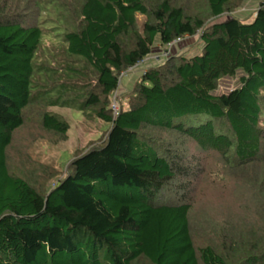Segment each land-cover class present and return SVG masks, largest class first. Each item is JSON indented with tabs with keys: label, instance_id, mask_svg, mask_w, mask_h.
I'll return each instance as SVG.
<instances>
[{
	"label": "trees",
	"instance_id": "obj_1",
	"mask_svg": "<svg viewBox=\"0 0 264 264\" xmlns=\"http://www.w3.org/2000/svg\"><path fill=\"white\" fill-rule=\"evenodd\" d=\"M4 1L0 264H264V223L258 220L222 230L219 245L211 236L196 242L198 226L206 228L193 222L181 194L196 163L154 133L215 152L225 171L242 175L256 197H264V0L249 22L215 18L250 0H17L8 12ZM199 4L203 14L190 12ZM138 15L146 18L142 25ZM198 31L201 52L150 65L128 107L119 103L115 116L112 97L122 74L152 56L157 43L165 47ZM49 33L65 56L64 81L51 80L53 69L37 61L47 55ZM225 80L235 85L221 92ZM41 87L48 98L57 93L47 106L78 92L79 110L91 109L111 124L105 140L76 155L67 175L45 192L11 173L8 157L26 110L42 100ZM45 109L42 128L65 139L70 123ZM167 191L181 196L161 201ZM257 205L264 214V200ZM234 253L246 257L236 263Z\"/></svg>",
	"mask_w": 264,
	"mask_h": 264
},
{
	"label": "rangeland",
	"instance_id": "obj_2",
	"mask_svg": "<svg viewBox=\"0 0 264 264\" xmlns=\"http://www.w3.org/2000/svg\"><path fill=\"white\" fill-rule=\"evenodd\" d=\"M259 3L260 0L240 2L233 11L215 18V20L223 21L228 17L236 16L245 22H249L254 19ZM191 4L194 6L193 1ZM199 5L196 11H189L203 14L202 11L205 5ZM2 6L5 11H12L18 6V1L7 0L4 3L2 2ZM20 14L25 15L21 11ZM31 15L35 16L36 13ZM145 19L143 15H138L140 25L143 24ZM212 22L213 19L209 21V23ZM57 40L52 33L48 34V38L45 39V47L48 50L47 55L38 56L37 61L42 68H46L48 71L53 69L50 73H43L45 76L49 73L51 80L57 81L64 78V81L67 78L62 67L65 64L62 62L65 56H62V51L59 50L61 45L57 44ZM51 42L56 44L52 45L53 43ZM201 48V32L198 31L196 35L183 38L174 46L162 47L158 45L154 48L153 58L150 61L152 60V64H157L164 60V55L168 57L174 55L192 56L200 53ZM50 54L51 56H49ZM145 68L142 67L141 71L137 72V67L135 70L123 74L122 85L112 97V101H117L118 104L120 103L126 109L130 101L129 96ZM57 69L61 71V74H53V71ZM130 73L136 75L131 77L130 81L128 80L129 82L127 81L128 83L125 84L124 80ZM234 85L235 81H222L219 91L226 92ZM44 92L42 87L39 88V94L43 96L40 97L38 94L37 98L42 100L34 101L26 110L25 124L15 133L13 141L8 148V157L11 173L26 179L33 186L45 192L57 180L67 175V167L76 155L105 140L111 124L98 118L95 111L91 109H87L84 112L79 110L82 100H75L78 92L64 96L59 101L60 103L55 106H47L46 104L50 100H55L57 93H52V96L48 98ZM43 108L60 114L62 118L68 120L70 128L65 139H61L59 135L47 132L42 128L40 118ZM154 133L161 136L165 142H171L172 150H182L189 163H196V173L193 177L190 176L186 190L184 191L183 189L181 194H185L187 202L192 206L193 222L195 224L202 223L207 229L204 231L198 230L199 226L196 229V242L198 244H203L209 236L217 242V245L221 244L222 230L228 231L230 226L238 228L240 223H248V226H250L249 223L253 225L256 220H258L259 226H261V222L264 223V214L257 212L259 207L257 199L258 204H260L264 197H256L255 187L249 183L248 185L245 182L246 180L241 178L242 175L225 171L218 154L213 151H199L196 144L191 140H186L184 144H179V141L169 132ZM181 194L177 197L173 192L167 191L162 196L161 201L167 202L170 200L174 203ZM253 239L255 238H252V241ZM242 253H240L241 255L234 253L235 256L232 255L230 258H234L235 262L238 263L246 257V253Z\"/></svg>",
	"mask_w": 264,
	"mask_h": 264
},
{
	"label": "crops",
	"instance_id": "obj_3",
	"mask_svg": "<svg viewBox=\"0 0 264 264\" xmlns=\"http://www.w3.org/2000/svg\"><path fill=\"white\" fill-rule=\"evenodd\" d=\"M160 46V44L159 43H157L156 44V47L157 46ZM154 53V52H153ZM153 58V56H150V57H148V58H146L141 64H139L137 67H138V69L136 70L137 72H139V71H141V69H142V67H146V68H148L150 65H152V60L150 61V59H152ZM154 63V62H153ZM148 65V66H147ZM146 68H145V70H146ZM137 74H139V73H137ZM134 75H136V74H131L130 73V75H128L126 78H125V80H124V83L125 84H127L129 81H130V79H131V77H133ZM129 80V81H128ZM128 81V82H127Z\"/></svg>",
	"mask_w": 264,
	"mask_h": 264
},
{
	"label": "built area",
	"instance_id": "obj_4",
	"mask_svg": "<svg viewBox=\"0 0 264 264\" xmlns=\"http://www.w3.org/2000/svg\"><path fill=\"white\" fill-rule=\"evenodd\" d=\"M182 39H178V40H176V42H173V43H171V44H169V45H167L168 47H171V46H174L176 43H178L179 41H181ZM166 54H167V52H166ZM166 57H168V56H165L164 55V58H166ZM136 68L135 67H132L131 69H129V71H132V70H135ZM123 74H125V72L123 73ZM122 74V75H123ZM115 100V99H114ZM112 109L114 110V115L116 116V115H118L119 114V109H120V106H119V104L117 103V101H113V103H112Z\"/></svg>",
	"mask_w": 264,
	"mask_h": 264
}]
</instances>
